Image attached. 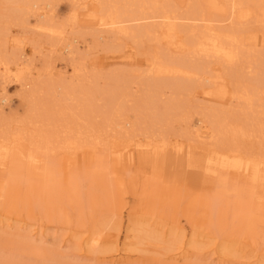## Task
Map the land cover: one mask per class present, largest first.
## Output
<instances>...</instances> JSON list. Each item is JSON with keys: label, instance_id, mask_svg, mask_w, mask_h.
<instances>
[{"label": "bare ground", "instance_id": "6f19581e", "mask_svg": "<svg viewBox=\"0 0 264 264\" xmlns=\"http://www.w3.org/2000/svg\"><path fill=\"white\" fill-rule=\"evenodd\" d=\"M183 1L184 11L166 0L71 1L72 28L85 23L93 34L110 32L113 37L130 39L135 46L148 44L142 56L145 66L139 72L143 75L136 80L129 76L112 79L109 101L99 122L95 119L99 110L84 98L88 89L82 86L87 80L83 67L73 69L68 82L61 77L54 79V69L49 64L44 67L43 78L39 74L36 77L23 47L18 52L7 51L9 26L17 24L39 32L45 39L42 44L51 50L68 56L74 53L76 36L58 46L65 30L53 20V0H0V163L6 162L22 172L27 192L44 189L46 193L48 188H55L63 191L68 201L76 200L77 189L69 175L80 165L88 169L91 186L97 187L89 201L92 206L100 205L108 200V194L119 189V168L130 165L137 157L145 159L157 175L146 179L157 181L159 194L167 196L170 182L180 177L183 159L190 151L184 149L181 140L155 139L160 134L154 126L169 128L173 122L185 121L193 107L191 97L211 96L209 88L199 93L195 90L213 82L206 71L214 61L224 68L227 81L223 83L230 85L217 91L222 96L220 100L230 101L233 104L226 106L236 109L198 111L206 123L198 125L196 131L207 133L206 146L223 149L212 159L215 170H209L216 173L232 168L253 184L264 177V0ZM224 19L227 23L221 24ZM101 35L96 38L104 40ZM11 81L19 85L20 96L29 103L22 117L12 119L4 111L11 102L6 95ZM167 88L171 94L159 110L156 105ZM128 102L136 122L124 115ZM255 108L261 110L260 114ZM144 127L152 130L134 138L135 131ZM252 132L260 137V156H239L231 142L222 141L226 135L243 137ZM7 191L2 190L1 195ZM258 202L252 198L234 214L250 233H256L258 225L264 226L263 213L256 211ZM103 228L92 230L90 251L97 250ZM134 231L139 242L153 238L141 228Z\"/></svg>", "mask_w": 264, "mask_h": 264}, {"label": "rangeland", "instance_id": "374dc122", "mask_svg": "<svg viewBox=\"0 0 264 264\" xmlns=\"http://www.w3.org/2000/svg\"><path fill=\"white\" fill-rule=\"evenodd\" d=\"M71 1L53 0L52 16L65 30L58 46L74 36L78 39V48L75 47L71 56L51 50L42 44L45 39L39 32L17 24L9 26L7 51L18 52L23 47L36 77L39 74L43 78L44 67L49 64L54 69V79L61 77L68 82L73 77V69L83 67L87 80L82 86L88 89L84 91L87 92L84 98L92 101L94 110L100 111L95 117L100 122L104 116L101 112L109 101L112 79L129 76L136 80L143 75L139 72L145 66L143 52L148 44L142 42L135 46L130 39L121 35L113 37L110 32L93 34L85 23L86 27L79 23L72 28ZM166 1L185 10L183 0ZM98 35L105 39L96 38ZM37 44L41 47H36ZM223 70L215 61L210 64L206 73L213 82L198 86L195 92L209 88L211 96L191 97L193 107L185 121L173 122L169 128L154 126V131L160 134L155 139L181 140L184 149L190 151L183 159L180 177L170 182L167 196L159 194L157 181L146 179L157 175L145 159L137 157L130 165L119 168V189L108 194L107 201L94 206L89 201L90 193L97 187L91 186L88 169L80 165L69 175L78 198L68 201L64 192L55 188H48L46 193L44 189L27 192L22 172L13 165L7 166L6 162L0 163V264H264V226L258 225L257 232L250 233L234 216L237 208L251 203L252 198L260 200L256 211L264 215V177L253 184L232 168L210 171L216 167L212 159L223 149L206 146L207 133L196 131L198 125L206 123L199 110L236 109L226 106L233 103L220 100L221 95L217 93L230 86L223 83L227 81ZM20 93L16 82L8 83L6 95L11 102L4 106V111L10 119L27 112L29 103ZM170 94V89H164V100L156 105L159 110ZM261 101L264 103V99ZM130 104L125 105L123 112L131 122H136L135 112L128 108ZM255 109L260 114L261 110ZM151 130L141 128L133 137L137 139L142 136L140 132ZM222 141L231 142L239 156H260L257 154L260 137L254 132L243 137L226 135ZM4 189L8 191L1 195ZM100 226L104 228L96 244L98 251L92 252L89 250L91 232ZM138 228L153 238L139 242L134 231ZM34 247L40 253L36 254Z\"/></svg>", "mask_w": 264, "mask_h": 264}]
</instances>
